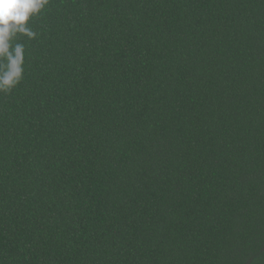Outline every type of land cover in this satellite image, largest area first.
<instances>
[{
    "label": "trees",
    "instance_id": "16d2710c",
    "mask_svg": "<svg viewBox=\"0 0 264 264\" xmlns=\"http://www.w3.org/2000/svg\"><path fill=\"white\" fill-rule=\"evenodd\" d=\"M0 93V264H264V0H48Z\"/></svg>",
    "mask_w": 264,
    "mask_h": 264
},
{
    "label": "clouds",
    "instance_id": "9594fccd",
    "mask_svg": "<svg viewBox=\"0 0 264 264\" xmlns=\"http://www.w3.org/2000/svg\"><path fill=\"white\" fill-rule=\"evenodd\" d=\"M48 0H0V93H10L23 79L25 45L20 38L35 39L30 20Z\"/></svg>",
    "mask_w": 264,
    "mask_h": 264
}]
</instances>
